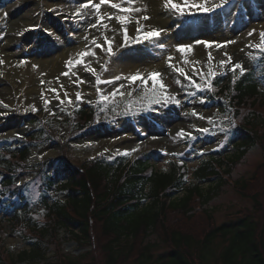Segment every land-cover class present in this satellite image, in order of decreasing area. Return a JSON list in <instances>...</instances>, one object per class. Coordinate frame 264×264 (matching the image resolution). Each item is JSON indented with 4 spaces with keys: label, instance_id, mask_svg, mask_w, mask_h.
I'll use <instances>...</instances> for the list:
<instances>
[{
    "label": "rangeland",
    "instance_id": "374dc122",
    "mask_svg": "<svg viewBox=\"0 0 264 264\" xmlns=\"http://www.w3.org/2000/svg\"><path fill=\"white\" fill-rule=\"evenodd\" d=\"M238 1L245 2L247 5L244 6H246L247 10H243L238 14L234 25L226 27V23H216L211 19L209 26L200 27V30L191 33L190 36H188L190 32L186 29L179 32L177 40L182 41L191 38L194 39V42L197 40L220 43L234 41V43H228L220 49H217L213 45L214 47L212 46L211 50L201 44L200 51L197 53L200 60V67L197 69H202L200 75H197L193 66L189 63L181 65L177 63L178 61H172L176 67H183L201 85H204L206 80L201 79L200 76L207 73L209 67L219 73L217 75L219 78L222 76L227 78H230L229 76L236 77L240 74L239 70L233 72L230 67L220 66L219 62L221 60H227L225 53L232 58V62L243 64L246 69L245 73L254 69L257 64V58L260 54H264L259 49L250 46L259 43V33L264 31V27H261L264 23V0ZM84 2L86 0H8L0 6V40L5 41L7 39V41L12 43L7 52L16 62H27L25 69L30 64L29 60L35 59V54L37 53L38 57L49 60V69L46 71L55 85L73 84L69 83L75 79L71 73L69 77H65L60 75L59 72H54L55 75L53 76L52 72L55 71V64L57 63L61 67L59 70L62 74L66 70V62L69 58L73 60L77 58L79 52L77 50L72 52L66 51V54L62 57L63 53L61 52L65 45H68L69 48L77 47L75 40H78V36L75 34H80L79 27L77 26L78 19L75 16L71 17V13L75 12V7H79ZM94 2H99V0H94ZM177 2H180V0H177ZM102 7L103 5L100 9L102 11L113 10L118 15H130V13H122L117 9H113L110 5L105 10ZM91 9L89 8L88 10ZM5 12H7L6 18L4 17ZM208 15L214 16L215 12L204 14L203 16ZM144 16H148L147 13ZM32 17L38 19V23L31 21ZM65 17H68V19H65ZM221 19L224 20L225 15L221 16ZM111 20L121 24L116 19ZM95 21L96 14L93 20H90L88 23L94 24ZM130 21V23L133 22L132 20ZM52 28H55L58 32L57 41L54 36L49 35V33H52L49 29ZM253 29H255V33L252 35L253 39L246 38V36H249L248 33ZM121 32L122 41L124 30ZM92 34L93 37L97 36L96 30ZM83 37V34H81L80 40ZM231 38H234V40H231ZM194 42L191 43L194 45L193 49L198 46ZM84 43L85 46H92V41L88 43L87 39H84ZM107 46V44L104 45V47ZM31 49L33 51L30 52ZM2 50L0 49V54H5ZM99 50L102 51L103 48ZM136 52L131 57L138 58ZM209 52H211L214 58V63L208 60ZM23 53L24 56H22ZM113 53L110 55L104 51L105 56L110 55L112 57ZM56 57H58V61L51 63ZM94 57L89 58L91 64L98 62ZM0 60L4 61L0 65L5 66L7 64L8 60L6 57L0 55ZM51 64L54 67H51ZM35 68L37 73L41 72V67ZM73 71H79L81 76H85L86 84H89L93 78L98 76L94 77L91 73L84 72L80 68H74ZM10 72L12 76L16 75L15 70L12 69ZM128 72L121 70V68H118L114 72L111 68H108L106 74L103 75L99 82L103 86V81L110 80L115 76L126 77L129 74ZM156 72L161 73L160 82L167 86L166 91L168 94H171L180 101L179 104L173 102L152 105L151 107L145 105L142 107L140 103H136L128 110V101L136 100L137 97L142 96L144 88L139 81L129 86L126 80H122L116 81L113 84L104 83V88H101L94 98H92L91 94L94 90H97L96 87L90 92L86 91V93H82V101H76L74 96L72 104H69L67 100L63 104L59 101L56 103L57 100H55L54 96L52 99L54 104L51 105L49 103L47 105L48 110H45L44 103L43 105L41 103V105L38 104L35 96L31 94L29 98L33 100V104L39 109L33 112L27 106L20 107L22 97L23 102L28 104L25 95L22 96V93L16 94L17 90L15 89L11 91V97H9L0 89V143L3 140H10L12 143L11 148H14L16 140L24 139L25 137L30 139L32 137L34 139L31 146L32 149L29 158L24 161V164L30 167H39L46 163L44 171H41V174L37 175L38 170L35 173L31 169H28L17 180L21 184L26 183L23 190L30 203L33 204L34 209L39 213L43 211V207L39 202L43 191V176L45 173L51 172L59 159H64V161L70 163L72 166L80 168L82 165H86L96 158L111 160L116 157L127 156L134 159L144 153L156 152L157 155L154 161L158 171L168 170L172 161H184L183 159H186L188 161V180L192 182L194 171L203 162L213 156L220 157L223 155L235 161L231 169L229 184L227 183L223 186L219 191V195L209 205L213 210L214 218L219 225L231 220H235L236 222L245 217L251 218L258 224L261 223L264 214V210L261 208L262 206L264 207V195H262L264 194V187L259 190L261 194L256 198H252L245 196V194L235 189L234 182H250L251 179H256V175L258 174L259 179H257V182L262 183L263 171L259 170L264 165V147L262 143L255 144L254 146L248 145L247 147L241 141L243 134H240L236 140L237 145L231 142L237 136V131H239L238 125L233 117V112L230 111L229 105H227V101L220 98L213 91V88L208 91L197 89L185 77L177 73L174 68L169 67L168 60L163 62ZM26 78L29 79L30 75H27ZM157 79L153 77L148 82L149 85L151 86ZM16 83L21 84L22 78H17ZM120 83L125 85L121 89L125 95L123 97L117 95L113 99H110L107 104L101 103L100 94H110ZM41 86H45V81L41 82ZM26 87L30 88L29 81H27ZM79 87L77 85L75 88ZM129 91L132 92L131 97L128 96ZM41 92L43 100H49L46 94H44V90ZM14 101L17 102L15 103ZM84 108L94 111V118L87 127L82 129L80 128L79 111ZM25 109H28V111H25ZM193 110L199 116L211 117V122L208 119H201L199 116L193 115ZM12 124L18 125V128L15 129L17 132L12 131L13 133H9L5 131ZM222 127L227 129V131H220ZM201 128H208L209 131L202 133L199 131ZM181 129L185 133H191L195 138L187 136L183 138L178 137L177 133ZM131 149L138 150L130 151L128 155H124L125 150ZM242 151H244V155H242ZM238 156L239 159H236ZM220 169L222 170V168ZM210 184L211 182H207L202 185V188L207 189ZM58 196L67 198L66 195L63 196L59 192L53 194L54 198ZM180 197H183V195L181 194L178 198ZM257 200L261 205L260 207ZM41 217L40 214L37 218ZM13 225L12 222L7 220L0 221V256L7 262L10 260L16 261L17 254L29 247L24 235L20 232H14L13 228H11ZM126 241L122 240L120 244L125 247ZM147 243L154 246L151 249V253L155 258L164 252H168L170 249V246L156 235L147 238L144 244L147 245ZM218 243L217 241L216 245ZM50 252L51 261H55V264L59 263L61 259L75 262L80 259L83 260V264L91 261L96 264H103L106 259V254L93 238L89 242L80 244L74 240V237L63 230L58 231L53 243L50 244ZM220 252L221 249L216 247V250H214L215 258L211 259L208 264H214Z\"/></svg>",
    "mask_w": 264,
    "mask_h": 264
},
{
    "label": "trees",
    "instance_id": "16d2710c",
    "mask_svg": "<svg viewBox=\"0 0 264 264\" xmlns=\"http://www.w3.org/2000/svg\"><path fill=\"white\" fill-rule=\"evenodd\" d=\"M7 1L0 0V6ZM229 77L214 79L213 91L227 101L238 125L231 142L236 144L243 134L245 146L262 143L264 147V54L251 71ZM79 114L81 128L94 117V111L85 108ZM33 142L32 137L16 140L14 148L10 140L0 143V221L12 222L11 228L23 234L29 246L17 254L16 261L0 256V264H55L49 256L50 244L61 230L80 244L93 238L106 254L103 264H208L216 247L221 252L214 264H264V214L259 224L245 217L219 225L209 207L229 184L234 159L213 156L194 171L192 182L186 159L158 171L156 152L134 159L98 158L81 168L59 159L43 176L39 213L15 183L21 169L30 168L24 161ZM45 164L32 169L39 175ZM259 170L262 183L257 182V174L250 182H234V188L256 198L264 187V165ZM207 182H211L208 188H202ZM52 192L67 198H54ZM152 235L168 244L169 251L155 258L154 246L144 244ZM122 240H127L125 247ZM57 264H83V260L61 259Z\"/></svg>",
    "mask_w": 264,
    "mask_h": 264
},
{
    "label": "bare ground",
    "instance_id": "6f19581e",
    "mask_svg": "<svg viewBox=\"0 0 264 264\" xmlns=\"http://www.w3.org/2000/svg\"><path fill=\"white\" fill-rule=\"evenodd\" d=\"M114 2L125 4L124 7L140 8L146 10L142 12L130 13L128 17L130 16V20H132L133 22L125 23V24H119L117 22H114L113 20L107 19V16L109 14H111L114 17L119 16L118 14H115L113 10L111 11L100 10V13L105 16V20L103 21V23L106 25V27L92 28L90 27L91 24L88 22L90 20H93L96 12L93 9L91 10L87 9L85 10V14L82 17H77L78 19L77 26L79 27V31H80V34L74 32L76 33L75 35L78 36L77 37L78 40H75L76 41L75 45H77V47L69 48L68 45H65L61 52L63 53L61 55L62 57L64 54H66V51L72 52L77 50L80 52V50L81 51L84 50L85 49L84 39H87L88 43H91L93 39L92 33L95 30L97 32V36H95V38L99 43L100 42L103 43L104 36H108L109 39L113 41L112 43V47L114 49L113 56L111 57L110 55L109 56L104 55V51H105L104 48L106 47H104L102 51L99 49H95L97 55L94 58H96L98 62L96 63L93 62V64H91L92 67L95 68L96 75L100 77V80L103 77V75L106 74L108 68H111L114 72L118 68H121V70L129 71L128 72L129 74L127 73L128 75L134 74L137 71L141 72L142 74H147L149 72L156 71L157 69L160 68L163 62L168 60L169 56L174 57L173 60L175 62L178 61L177 63L181 65L189 63L190 65H195V68L197 69L200 67V60L197 54L200 51V45L194 48L193 52L189 53L188 56L185 57L176 50L177 46L191 44L194 42V39L191 38V39H187L186 41L177 40L179 37V32L186 29L188 32H190L188 35L190 36L191 33H195V31L200 30V27L209 26V22L211 19L212 21L214 20L213 22L216 23H226L227 25L226 27H228L229 25L230 26L234 25L235 21L238 18V14L240 12H242L243 10H247V8H245L246 6H244L247 5L245 2H240L238 0L237 1L228 0L227 4L229 3L230 4L226 7L216 10L214 16L213 15L203 16L204 14L202 15L201 13H197L195 15L180 16L178 14L176 15L175 12L165 7L164 0H137V2L133 4H128L125 2V0H114ZM213 2L218 3L219 0H213ZM107 7L108 4H104L102 9L105 10ZM76 8L77 7H75L74 9L76 10ZM74 13L75 12L71 13L72 14L71 17H74ZM145 13H147L150 19L148 20L143 19ZM141 15L142 17H140ZM224 15H225V19L222 20L221 16ZM138 17L140 18L139 23H137ZM31 21L34 22L36 21V23H38V19L33 17L31 18ZM141 26L143 27L144 30H151L155 28V29H162L163 32L158 39L141 42L143 43V45H141V43L124 45V39H123L124 34L122 35V41H121V33H122L121 31L127 28V33L129 37L135 38V36L137 35L136 29ZM176 26L177 28H175ZM261 27H264V23L261 25ZM49 30L53 34H55V37L58 36L57 34L58 32L56 31L55 28ZM7 34H11V33H7ZM81 34H83L84 37L80 40ZM246 38L253 39L252 36L250 37L246 36ZM55 40L57 41V38H55ZM231 40H234V38H231ZM81 41H83V43H81ZM10 45H12V43L7 41V39H5V41L0 40V49H3L2 52L5 53L0 55L2 57H6V59L8 60L5 66L0 65V89L1 91H4V94H7L9 97H11V91L15 89L17 90L16 94L22 93V96L25 95V97L28 100V104L27 103L25 104L23 102V97H22L20 100V102L22 101L20 107L27 106L28 109H31V107L34 105L33 100L29 98L31 94L35 96V100L37 101L38 104L41 103L43 105L44 100L42 98L43 96L41 92L42 90H44V94H46L47 98L51 100V105H52L54 104V102H52V99L56 95L55 93L50 91V89L52 88H57L58 90H60V95L62 98L64 95V90H66L68 95L73 99L77 92H79L82 95V93H86V91L90 92L94 87H96L100 91L101 88L103 89L105 86L104 83L102 84L103 86H101L100 82L97 81L96 78H93V80L89 84L82 83L78 85L80 86L79 88H75L77 85L74 86L73 84H69V85L66 84L63 85V89H60V85L59 86L55 85V83L47 74L46 70L49 69V60L47 58L43 59L42 57H38L36 53L35 54L36 58L30 59L29 60L30 64L25 69V65L27 62L24 61L16 62L11 57V55L8 54L7 50L10 47ZM161 45H163V47H161ZM35 47H40V46H35ZM213 47H210L209 49L211 50ZM31 51H33V49H31L30 52ZM135 52L136 54H138L137 55L138 58L131 57ZM22 56H24V53ZM57 61H58V57L54 58L51 63H56ZM34 65L41 67L40 73L36 72V68L34 67ZM55 65H56L55 71L52 72V75L54 76L55 73L58 72L61 75V71L59 70L61 67L58 66L57 63ZM51 67H54V65L51 64ZM12 69L15 70L16 73L15 76L11 75L10 71ZM98 72L99 74H97ZM27 75H30L29 79L26 78ZM82 77L85 80V76ZM17 78H22L21 84L16 83ZM27 81L30 82L29 89L28 87H26ZM42 81H45L44 87L41 86ZM97 93L98 91L94 90L91 94L92 98H94V96H96ZM14 102L16 103L17 101ZM56 103H58V100L56 101ZM16 128H18V125L12 124L10 128L5 129V131H8L9 133L17 132L15 130Z\"/></svg>",
    "mask_w": 264,
    "mask_h": 264
},
{
    "label": "snow or ice",
    "instance_id": "6c2138e0",
    "mask_svg": "<svg viewBox=\"0 0 264 264\" xmlns=\"http://www.w3.org/2000/svg\"><path fill=\"white\" fill-rule=\"evenodd\" d=\"M125 2L128 4H133V3H135V0H125ZM164 2H165V7L169 8L171 11H174L176 14H178L180 16H185V15H195L197 13L209 14V13L215 12L216 10L225 7L228 3V0H219L218 3L213 2V0H180V2H177V0H164ZM104 4H108L111 6V8L117 9L122 13L142 12V11L146 10V9H140V8L124 7L122 3H116V2H114V0H99V2H94V0H86V2L81 3L79 5V7L76 8L74 16L75 17H82L85 14V10L92 8L96 12V23L91 24L90 27H92V28L106 27V25L103 23V21L105 20V16L100 13L101 6ZM4 17L5 18L7 17V12L4 13ZM65 19H68V17H65ZM107 19H109V20L116 19L121 24L131 22L129 20L128 15H119V16L114 17L111 14H109L107 16ZM139 19L140 18L138 17L137 23H139ZM143 19L148 20V19H150V17L143 16ZM136 31H137V35L135 36V38H132V37H129V35L127 33V29L125 28V30H124V45L141 43L143 41H152L153 39H158L163 32L162 29H155V28H153L151 30H144L142 26L138 27L136 29ZM141 33H142V35H141ZM254 33H255V29L251 30L248 33V35L252 36ZM49 35L55 37V34H53V33H49ZM259 37H260L259 43L252 44L250 46L259 49L261 52H264V31H261L259 33ZM55 38L58 39V37H55ZM112 43H113V41L110 40L108 36H104L103 43L97 42L96 38L93 37L92 46L86 45L85 49L80 51L77 54V58L75 60H73L72 58H69V60L66 62V70L61 75L65 76V77H69V75L71 73V75L73 77H75V79L72 80V83L74 85H79V84L85 83L86 81L80 75V72L79 71H73V69L74 68H80V69H83L84 72H88V73H91L93 76H96V70H95V68H93L91 66V61L89 58L94 57L96 55L95 49L104 48L105 44H107L108 46L106 48H104V50L111 55L113 53ZM228 43H234V41H225L223 43H220V42H215V41L209 42V41L197 40L194 42V44H196V45L202 44L208 48L215 45V47L217 49L222 48L223 46H225ZM161 47H163V45H161ZM193 47H194L193 44L178 45L176 50L179 53H181L182 55H184L185 57H187L189 53L193 52ZM225 56H227V60H221L219 62L221 67H230L233 72H235L236 70H239L241 75H243L245 73L246 69H245L243 64H241L240 62H232V58L230 56H228L227 53H225ZM173 59H174V57H172V56L168 57L169 67L174 68L177 73H179L181 76L185 77L197 89H199L201 91L211 90V88H212L211 81L213 79H215L217 77V75H219V73H217L211 67H209L207 73L200 76L201 79L206 80V83L204 85H201V84L197 83L196 80H194L192 78V76L188 72H186L183 67H176L172 63ZM208 60L210 62H213V63L215 62L213 56L211 55V52L208 53ZM3 62L4 61L0 60V63H3ZM192 66H193L194 71H196L197 75H200L202 69H196L195 65H192ZM34 67H38V66L34 65ZM153 77H156L158 79L156 82H154L150 86L148 82L151 81L153 79ZM159 78H161V73L156 72V71L149 72L147 74H142L141 72L137 71L134 74L128 75L126 77L115 76L110 80L103 81V83L113 84L116 81L126 80L129 84V86H131V85L135 84L137 81L140 82V84L144 88L143 95L140 97H137L136 100H129L128 104H127L128 110H130L136 103H140V105L142 107H144L145 105L147 107H151L152 105L168 104V103H173V102H175L176 104H179L180 101L178 99H176L171 94L167 93V91H166L167 86L164 85L162 82H160ZM57 79H59V78L57 77ZM96 79H97V81H100L99 76H96ZM177 82L179 83V81H177ZM233 82H235V81H233ZM42 83H43V81H42ZM157 85H158V87H157ZM124 87H125V85L123 83H120L119 86L115 87L110 94L104 95L101 93L100 94L101 103L107 104V102L110 99H113L117 95L123 97L125 95V93L123 91H121V89H123ZM60 89H63V85H60ZM50 91L56 94L55 99L58 100L61 104H63L65 102V100H67V102L69 104H72L74 102L73 99L68 95L66 90H64L63 98L60 95V90H58L57 88H52V89H50ZM97 91L99 92V89H97ZM131 95H132V92L129 91L128 96L131 97ZM75 100L76 101H82L83 100V97L79 92L76 93ZM49 103H51V101H49V100L44 101L45 110H48L47 105ZM38 110L39 109L35 105H33L31 107V111H33V112L38 111ZM25 111H28V109H25ZM125 114H127V113H125ZM192 114L199 116V114L196 113L195 110H193ZM199 118L208 119L209 122H211V117L199 116ZM199 131L202 133H207L209 131V129L208 128H201V129H199ZM220 131L226 132L227 129L222 127L220 129ZM177 136L181 137V138H183L185 136L191 137L193 139L195 138L192 136L191 133H185L183 129H181L177 133ZM137 150L138 149L125 150L124 155H128L130 151H137ZM185 179H187V177H185Z\"/></svg>",
    "mask_w": 264,
    "mask_h": 264
}]
</instances>
